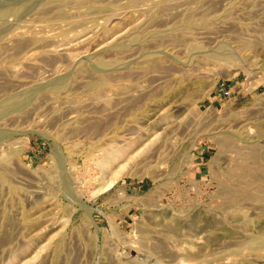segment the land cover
Instances as JSON below:
<instances>
[{
  "label": "rangeland",
  "instance_id": "1",
  "mask_svg": "<svg viewBox=\"0 0 264 264\" xmlns=\"http://www.w3.org/2000/svg\"><path fill=\"white\" fill-rule=\"evenodd\" d=\"M246 140L264 0H0V264H264Z\"/></svg>",
  "mask_w": 264,
  "mask_h": 264
},
{
  "label": "bare ground",
  "instance_id": "2",
  "mask_svg": "<svg viewBox=\"0 0 264 264\" xmlns=\"http://www.w3.org/2000/svg\"><path fill=\"white\" fill-rule=\"evenodd\" d=\"M243 127V126H242ZM260 128V127H259ZM245 144H244V148L243 149H249V151H251V154L249 155L250 157V160H252L253 161V164H256V162H257V165H258V168L262 165L261 163H260V159H259V161H258V158L262 155V157H264V154H262V153H264V152H262V153H260V151H259V149H260V147L259 146H257L258 144H257V142L255 143V142H251L250 141V143H248V141L246 140L245 142H244ZM262 146H264V144L262 145ZM257 148H259L258 149V151L259 152H257ZM264 149V148H263ZM253 151V152H252ZM262 151V150H261ZM257 152V153H256ZM258 154H261V155H259L258 156ZM257 158V159H256ZM264 159V158H263ZM262 159V160H263ZM261 164V165H260ZM261 168V167H260ZM262 168H264V167H262ZM262 171H264V170H262ZM81 207H83V205H81Z\"/></svg>",
  "mask_w": 264,
  "mask_h": 264
}]
</instances>
